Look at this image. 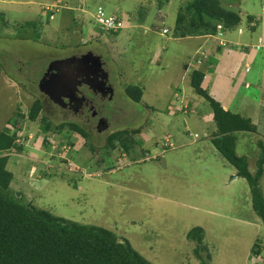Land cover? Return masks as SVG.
Returning a JSON list of instances; mask_svg holds the SVG:
<instances>
[{
    "label": "rangeland",
    "instance_id": "1",
    "mask_svg": "<svg viewBox=\"0 0 264 264\" xmlns=\"http://www.w3.org/2000/svg\"><path fill=\"white\" fill-rule=\"evenodd\" d=\"M138 1L124 2L133 6L131 11L138 18L137 26L134 24L111 34L100 28L94 17L84 21L82 10L73 13L64 10L70 16L67 21L70 26L61 24L56 31L45 24L47 21L54 23L50 19L51 12L47 10L46 13L49 3L0 0V132L7 128L16 131L13 123L23 120V133L28 134L23 139L27 140L24 144L28 147L10 155L8 166L13 164L15 179L11 187L25 204L117 232L152 264H200L194 253L196 244L188 239L189 231L198 226L206 231L204 242L211 255L208 264L211 260L212 264H264V224L251 208L252 194L248 183L243 178L232 182L237 169L227 164L220 166L214 157H210V147L213 146L202 147L203 142H210V138L202 135L200 141L188 135L187 121L208 118L210 104L195 92L191 84L187 85L189 101L185 99L183 102L184 97L176 95L170 101V109L164 107L170 94L163 93L186 58L192 70L206 72L215 60L224 62L232 54L240 55V59L248 46L249 52L254 51V61L241 69V75L249 72L245 79L252 83L251 89H246L248 96L264 102V87L261 84L259 89L255 83L257 74L264 76V0H222L223 6L241 13V23L231 31L233 33L225 32L221 36L217 31L207 36L204 41L206 39L208 43L197 50L195 48L201 41L170 40L183 36L182 28L174 25L181 14H186L185 19L189 20L183 7L193 0H169L168 3L167 0H155V4L145 10L137 4ZM101 2L108 3L107 0ZM98 4H88L93 15ZM110 7L108 5L105 9L108 14H111ZM158 7L161 9L157 11ZM54 13L57 19L59 15L63 16V9H55ZM165 14L164 26L170 32L163 36L158 27H162L159 17ZM250 15L255 18L251 19ZM185 19L181 22L183 27L187 24ZM55 21L56 24L60 22L59 19ZM128 23L133 24L130 17ZM145 23L148 28L143 26ZM64 27L71 32H81L83 27L84 36L89 34L92 40L90 44L82 45L81 51L92 50L108 63L106 69L115 85L112 86V99L109 97L104 102L98 99L102 114L111 120V129L99 132L89 125L91 139L87 140L68 128L60 131L55 127L62 116H51L55 115L54 108L56 113L57 109L61 114L65 113L58 105L53 104L47 109L45 114L51 120L48 124L41 122L44 112L42 119L39 116L35 121L27 120L34 99L41 94L39 81L44 69L53 56H65L61 46L67 40L62 38L67 29L59 30ZM150 28L154 29L151 31ZM91 32L98 35L94 37ZM74 34L78 36L77 32ZM219 37L225 39L222 54L218 47ZM49 44L58 46V49L53 50ZM162 48L163 55H157ZM204 52L210 54L208 64L197 65ZM238 66L236 64L232 69L237 77H233L234 80L240 75ZM137 78L142 87L147 85L149 91L139 103L125 92V87L133 85L131 82L135 83ZM209 86L207 79L204 87L209 89ZM90 91L89 88L87 93ZM236 103L237 100L230 107L231 111L252 116L257 121L258 133L237 134V152L248 158L250 170L255 172L261 155L258 142L263 139L264 117L261 122L259 110H237ZM209 119L211 121V116ZM144 123L150 125L146 129L151 130L156 139L144 129V133L134 138L138 145L129 150L130 154L121 152L120 146L113 149L105 145L111 131L140 127ZM210 123L214 124L211 121L206 125ZM153 124L157 125L153 127ZM197 127L203 131L206 129L202 121ZM45 136L49 140L55 138L56 142L49 145L45 140L44 149L42 140ZM134 139H130V145L134 144ZM166 141H170V148H165ZM197 153L199 156H195ZM147 154L150 158L145 160ZM59 155L64 161L58 160ZM35 156L41 161L35 162ZM198 160L200 164H197ZM33 164L35 167L31 168ZM260 187L264 195V174ZM256 242L262 245V255L252 257Z\"/></svg>",
    "mask_w": 264,
    "mask_h": 264
},
{
    "label": "trees",
    "instance_id": "2",
    "mask_svg": "<svg viewBox=\"0 0 264 264\" xmlns=\"http://www.w3.org/2000/svg\"><path fill=\"white\" fill-rule=\"evenodd\" d=\"M221 2L222 0H193L183 7L189 20L185 19L186 14L178 17L177 24L182 28V35L213 34L218 31L219 24L225 30L237 28L242 20L241 13L223 6ZM250 18L255 17L250 15ZM184 19L187 24L183 27L181 22ZM218 47L221 51L225 46L221 44ZM246 47V52H249V47ZM207 58L209 57L200 58L198 65L208 61ZM205 74L203 70L191 69L190 79L196 93L204 97L212 108V119L216 124L212 142L223 158L237 169V175L247 181L253 208L264 224V195L260 187L264 174V143L262 140L258 142L261 155L255 172L250 170L248 158L237 152V134L258 133V127L250 117L226 109L216 100L204 88ZM143 91L144 87L141 85L125 87L126 95L137 103L141 102ZM152 109L155 111V108ZM41 110V102L34 101L30 109V120H36ZM22 121L13 123L16 131L7 128L0 132V264H152L128 239L119 236L117 232L97 224H84L56 216L49 210L25 204L16 196V191L11 187L14 180L13 164L8 166L10 156L2 152L16 147L15 141L22 135ZM42 121L48 124L47 118L44 117ZM67 126L86 140L91 139L89 132L73 124L63 123L56 128L61 131ZM138 131L140 130H132L133 133ZM126 133L131 131L112 133L107 137L106 146L113 149L120 146L119 150L130 153L129 150L134 149L138 143ZM130 139H134V144L130 145ZM165 148H170V145H165ZM17 149L19 152L23 150L22 147ZM188 239L196 244L194 253L200 264H208L211 255L204 242V228L198 226L191 229ZM261 253L262 245L256 242L252 257L262 255Z\"/></svg>",
    "mask_w": 264,
    "mask_h": 264
},
{
    "label": "crops",
    "instance_id": "3",
    "mask_svg": "<svg viewBox=\"0 0 264 264\" xmlns=\"http://www.w3.org/2000/svg\"><path fill=\"white\" fill-rule=\"evenodd\" d=\"M38 1H41V2H43L45 4L49 3V5L48 4L46 5V13H47V10H49L48 7H50V9H52V11L49 10L51 12L50 19L53 20L54 23L52 24L50 21H47V23H45V24L49 25L51 29H54L56 31L58 30L57 26H59L61 24L66 25L68 27L70 26V23L67 22L69 20L70 16H68V12H64V10L65 11H69L71 13H73V11L77 12L79 10H82L83 11L82 13H84V17H83L84 21L89 20L90 17H93V12L91 10H89V5H88V4H91V3L93 5H97V3H100V4H98V7L102 6V7H104V9H106V6L109 5V7L111 6L110 7L111 10L109 11V12H111V14H116V15L122 16L124 18H126V16H127L128 18H126V19H129V17H130V21H131V23H133V24H130V26H129L130 28L134 24L137 26L136 21L138 22V18L134 17L133 16V11H131L133 6H129V5H125L124 4V2L126 0H107L108 1L107 4H105L106 2L105 3L101 2V0H97L96 3H94V0H91V1H88V0H38ZM154 1L155 0H140V1H138L139 3H137V4L139 6L142 5L143 9L145 10L148 6H151V5L155 4ZM168 2H169V0L166 1V3H168ZM85 6H86V8H85ZM41 7H42V5H41ZM91 7H94V6H91ZM55 9L57 11L59 9H61V10L63 9V16L60 17V15H59L58 18L56 19L55 18L56 17L55 16L56 13H54ZM160 9L161 8L158 7L157 11L160 10ZM117 12H119L121 14H118ZM164 13H166V12H164ZM44 15H46V14L44 13ZM166 17H167V14L162 15L161 17H159V20L161 21L163 18L165 19ZM74 18H76V16H74ZM58 19L60 20V22L58 24H56L57 21H55V20H58ZM162 23H165V22H161V24ZM55 24H56V26H55ZM140 25L141 24H139V26ZM146 25H147L146 23L143 24V26H146ZM176 25H178L177 21H176L174 26H176ZM82 28L83 27H81V32L80 31L71 32V30L67 29V27L59 29V30L67 29V31L66 32L64 31V34L62 35V38L65 37V39H67V40L61 46L62 51L65 54V56H62V55H60L59 57L53 56L50 59V61H49V64H48L49 66L52 65L53 68H54V64H55L54 62L59 60L60 58L64 59V58H68V57L79 56L82 53H87V52L91 51V50H88L87 52L86 51H81V46L85 45V44H90L91 40H92L91 37L89 36V34L84 36V34L82 32ZM150 29L152 31L154 28H150ZM37 30L38 29H36V31ZM74 32H77L78 36L75 35ZM231 33H233V32H231ZM91 34L94 37L96 35H98L97 33L93 34L92 32H91ZM209 35H211V34H209ZM209 35H206V34L205 35L204 34H201V35H188V36L186 35V36H180L179 38H170V40H172V41L175 40L177 42H182L183 40H188V41H184V42H189V43H195V42L201 41L200 44L195 48V50H197L198 47L200 49V47H202V46L204 47V44L208 43V42H206V39L204 41V38H206ZM35 39H37V35L35 36ZM189 43H188V45H189ZM49 47L52 48L53 50L58 49V46L54 47L53 45H50V44H49ZM201 50H202V48H201ZM224 50H225V47H224ZM224 50H222L221 54L224 52ZM237 50L242 52V50H239V49H237ZM196 52H198V51H196ZM54 53H56V52L54 51ZM157 55H160V56L163 55V48L159 50ZM232 55H233L232 57H226L224 62L221 61L220 62L221 64L219 63V60L218 61L215 60L211 64V66L207 69L205 80L209 79V84H210L209 89L210 90L209 89L208 90H209L210 94L214 98H216L219 102H221V104L226 109L230 110V107L233 105L234 101L237 100V103L235 105L237 110H239V109H248V110H251V111L259 110V112L262 115V119L260 121L263 122L264 102H262L261 99L257 102V100H255L253 97L248 96V94H247L248 90H246V89L247 88L251 89L252 83L246 82L245 79H247V75H248L249 72L248 73H244L243 75H241V69H244V67L246 65L253 64L254 51L253 52L252 51L251 52H246L245 55H243L240 59H239L240 55H234V54H232ZM221 57H222V55H221ZM228 58H230V59H228ZM187 59L188 58H186L185 60L182 61L181 67L174 73L173 80L168 82L167 89L163 92L164 94L165 93L170 94V97L166 100V103H165L164 107H167V108L170 109V101H172V99H174V96H176V95H178L179 98L180 97H184L183 102H184L185 99L188 100V98L186 97L188 95L187 85L191 84V79H190V71L187 70V67L189 66V63L187 62ZM250 60H251V62H250ZM208 62L209 61H206L203 64H208ZM236 64L239 65L238 66L239 67L238 71H240V75H239V78L237 80H234L235 73H233L232 69L234 67H236ZM210 69H213V72ZM251 72L252 71H250V73ZM139 75L142 76L143 73L140 72ZM205 80H204V83H205ZM108 81L110 82V84L112 83L111 76L109 77ZM131 83L133 85H142V82H139L138 78H137L135 83H133V82H131ZM255 83H257V86L259 87V89L261 87V84L264 87V76H263V74L262 75L257 74L255 76ZM112 85H114V84H112ZM241 89H243V92H245L243 95H242L243 92H241ZM157 90H159V89L157 88ZM147 92H149V91H147V85H145V87H144V96H143L144 98L146 97V95H147L146 93ZM149 95H150V93H149ZM168 101H169V103H168ZM250 101H253L254 103H251ZM197 102L199 103V101H197ZM189 104H191V102H189ZM147 106H149V104H147ZM175 108H177V107H175ZM188 109L189 108H187L186 111H188ZM204 109H206V107H204ZM207 115L209 117L211 116V121L214 122V120L212 119V108L210 109V111L208 112ZM209 117L208 118L205 117V118H202V119H199V120L197 118H194L195 119L194 121H187L186 129H187L188 135H190L192 138H194V140H200V141L202 140V135H204L206 138H210V142L209 143L203 142L204 144H202V147L213 146V147H210V148H212V149H210V157H214L216 159L217 163L220 166H226L225 164L231 166L223 158V156L216 149V147L214 146V144L212 142V138L214 137V132H212V130H216V124L214 122V124L210 123L207 126L206 123L211 122ZM247 117H250L252 119L253 123L255 125H257V121H256L255 118H253L252 116H247ZM199 121H202L203 124L206 126V129L204 131L197 127V126H199ZM143 125H144L143 126L144 129H146L147 127H150V125L145 124V123ZM156 125L157 124H153L152 126L154 127ZM209 127H210V129H209ZM145 131L150 132V134H151L150 137L152 138L154 136V139H156L155 138L156 135H152V131L151 130L146 129ZM142 133H144V131ZM180 135L181 136H180L179 139L182 138V134H180ZM261 140L264 142V137ZM237 146H238V144H237ZM172 147H175V146H172ZM166 151L167 150H165L164 152H166ZM195 156H199V153H197ZM197 164H200L199 160L197 161ZM234 172H235V176H233V177H235V178H233V180H231V181L232 182H237L238 178H241V177L237 176V170L234 171ZM249 189H250V187H249ZM250 196H251V194H250ZM207 200L209 201V199H207ZM209 202H211V201H209ZM251 205H252V201H251ZM251 208H253V206ZM251 208L249 210H251ZM252 210H254V209H252ZM250 214L254 218L253 213H250ZM255 214H256V212H255ZM255 217H256V215H255ZM254 221L256 223L258 222L256 219H254ZM255 222H249V223H255ZM257 225H258V223H257ZM212 263H213V260H211V264Z\"/></svg>",
    "mask_w": 264,
    "mask_h": 264
},
{
    "label": "flooded vegetation",
    "instance_id": "4",
    "mask_svg": "<svg viewBox=\"0 0 264 264\" xmlns=\"http://www.w3.org/2000/svg\"><path fill=\"white\" fill-rule=\"evenodd\" d=\"M93 56L96 57L97 54H95ZM76 62L77 61L75 60L71 63L69 62V63L57 64V65H54L53 69L56 70L58 72V74H66L68 70L72 69L75 66ZM88 62L93 66V69H94V70H92V72H94L92 77H94V76L99 77V75L101 73H104L103 71H100V68H96L95 63L91 59ZM102 63L105 66V70H107L106 77H108V80H109L110 71L108 69H106V66L108 65V63L104 62L103 60H102ZM48 67H49V65L44 69V71L41 75V80L39 81V88H40V82L42 80H44V82H45L47 80H50V78L52 76V75H50L52 73V71H51L44 78L45 73H47V71H48ZM45 84H46V82H45ZM90 84L92 87L90 89L91 91L89 93H87V90L89 88L86 85L80 86L78 94L76 95L75 99H71L68 96V98L65 100H63V99L60 100L59 98H58L59 100H57V95L55 92H53V90H51V93H52L53 97H55V98H52L51 96H49L48 93L43 92L40 89L41 94H39V96L37 95L36 98L34 99V101L39 100L41 102V104H42V110L41 111L44 112V114L46 113V111H48L47 109L50 108L53 104L58 105V106L63 108L65 113L61 114L58 109H57L58 113H56V109L53 106L55 115L51 113L52 114L51 116H56V118H58L59 116H62L61 120H60V118L58 119L59 123H57L55 125H60L63 123H67L68 125L73 124V125H76L82 129L86 130L89 133L91 130L88 127H89V125H91L94 128V130L96 129L99 132H103L104 130L107 131L111 127V120H109L106 116H104L102 114V112H101L102 108L100 107L101 104L98 101V99L101 100L102 102H104L107 99H109L110 94L105 89V87L101 86L102 84H100L96 80H94V81L91 80ZM108 84H110L109 81H108ZM66 93H68V92H66ZM81 98H83V99H81ZM56 100H57V102H56ZM97 106H99V107H97ZM44 117L48 118L47 119L48 121H51L47 114H45ZM93 120H95V121L93 122ZM125 129L131 131V133H127L128 135H130V134L132 135L133 132L130 128H125Z\"/></svg>",
    "mask_w": 264,
    "mask_h": 264
},
{
    "label": "water",
    "instance_id": "5",
    "mask_svg": "<svg viewBox=\"0 0 264 264\" xmlns=\"http://www.w3.org/2000/svg\"><path fill=\"white\" fill-rule=\"evenodd\" d=\"M90 59L95 63L96 68H100V71H104L101 57L100 56L94 57L93 53L91 51L84 53V54H81L80 56H74V57L59 59V60L54 62L55 63L54 65L69 63V62L71 63L75 60L77 62L72 69L67 71L66 74H58V72L53 69V66L50 65L48 67L47 73H45L44 78L51 71H52V73L50 75H52V76H51L50 80L45 81L46 84H45L44 80H42L40 82V89L43 92L48 93L49 96H51L52 98H55V97H53V95L51 93V90H53V92H55L57 95V100H59V99L65 100L68 98V96L71 99H75L76 95L78 94L80 86L86 85L88 88L91 89L92 87H91L90 82H91V80L94 81L96 79L95 76L92 77V75L94 74V72H92V70H94V69H93V66L88 62V61H90ZM105 78H106V73L100 74L98 77V82H100L103 85V87H105V89L111 95H113L114 89H113L112 85H107ZM66 92H68V93H66ZM81 99H83V98H81ZM57 100H56V102H57ZM18 196H20V194H18Z\"/></svg>",
    "mask_w": 264,
    "mask_h": 264
},
{
    "label": "clouds",
    "instance_id": "6",
    "mask_svg": "<svg viewBox=\"0 0 264 264\" xmlns=\"http://www.w3.org/2000/svg\"><path fill=\"white\" fill-rule=\"evenodd\" d=\"M48 9L49 10H52V9H50V7H48ZM162 22H164V20L162 21ZM165 25V23H162L161 24V26L162 27H158L159 28V31L161 32V34L163 35V36H166L167 34H169V32H170V29L168 28V33H166V34H163V28H165L166 26H164ZM219 25H221V24H219ZM218 25V26H219ZM218 26H217V29H218V31H219V28H218ZM222 26V25H221ZM235 30V29H234ZM232 30H225L223 27H222V32H223V34L225 33V32H231ZM206 35H209V34H206ZM212 35V34H211ZM211 35H209V36H211ZM222 36V35H221ZM220 38V37H219ZM221 40H220V42L222 41V40H224L225 41V39H223V38H220ZM220 46H221V43L219 44ZM82 54H84V53H82ZM94 55V54H93ZM80 56V55H79ZM99 56V55H98ZM197 64H198V62H197ZM103 68H104V73H106L107 74V70H105V66L103 65ZM187 70H189L190 71V73H191V65L189 64V66L187 67ZM104 73H101V74H104ZM206 73V72H205ZM206 75V74H205ZM96 77V76H95ZM205 78H206V76H205ZM108 77H106L105 78V80H106V82H107V85H112V83L111 84H108ZM97 82H98V77H96V79H95ZM205 80V79H204ZM100 83V82H99ZM101 84V83H100ZM101 86H103V85H101ZM113 86V85H112ZM205 88V87H204ZM194 89V88H193ZM206 89V88H205ZM195 90V89H194ZM206 90H208V89H206ZM196 92V91H195ZM208 92H209V90H208ZM210 93V92H209ZM110 94V93H109ZM114 94V93H113ZM199 95V94H198ZM110 97H112V95L110 94ZM113 98V97H112ZM216 99V98H215ZM206 100V99H205ZM217 100V99H216ZM207 101V100H206ZM208 102V101H207ZM209 103V102H208ZM210 104V103H209ZM32 107V106H31ZM41 114H42V111L40 112V114H39V116H41ZM29 115H30V112H29ZM29 115H28V117H29ZM39 116L37 117V119L39 118ZM25 117V116H24ZM44 117V116H43ZM36 119V120H37ZM41 119H42V116H41ZM27 120H30V118H27ZM30 121H35V120H30ZM41 122H43L42 120H41ZM48 123H50V121H48ZM58 126V125H57ZM144 125H142V126H140V127H131L130 129L131 130H140V131H138V132H136V133H132V135H131V137L132 138H135L137 135H139V134H141L143 131H144V127H143ZM56 127V126H55ZM66 128H68V127H66ZM264 128V127H263ZM65 129V128H64ZM69 130H71L70 128H68ZM110 129H111V127H110ZM125 130H127V129H123V130H121V131H118V130H116L115 132H117V133H123ZM74 132V131H73ZM115 132H112L111 131V133H110V135L112 134V133H115ZM22 133H23V129H22ZM27 133V132H26ZM76 135H78L79 133H76V132H74ZM126 135H128L127 133H126ZM80 136H81V134H80ZM264 137V136H263ZM84 138V137H83ZM33 139H36V136H34L33 137ZM47 141L48 142V144L49 145H54V144H52L53 142H56V139L54 138V139H52V140H49L46 136L44 137V139L42 140V144H43V147H44V149H45V144H44V141ZM107 140V139H106ZM27 142V140H22V139H16V141H15V144H16V147H14L12 150H10V151H7V152H2L3 154H7V155H15V154H17L18 152L17 151H19L17 148H19V147H22L23 149H25L24 147H28L26 144H24V143H26ZM166 143H168L167 141H166ZM264 143V142H263ZM169 145H170V147H171V144H170V141H169V143H168ZM168 144H166V145H168ZM48 145V146H49ZM105 145H107V142H106V144ZM138 145V144H137ZM136 145V146H137ZM64 148H66V147H64ZM68 148V147H67ZM66 148V149H67ZM121 152H123V153H127L125 150H120ZM13 152H16L15 154H13ZM128 154H130V153H128ZM61 157V158H60ZM148 158H150V156H149V154H147V157H146V159L145 160H148ZM144 159V158H143ZM143 159H141V160H139V162L140 161H142ZM152 159H154V157H152ZM34 160H35V162H40L41 160H39V157H37V156H35V158H34ZM58 160H60V161H64V158L62 157V156H58ZM68 163H70L69 161H68ZM34 168L35 167V165L33 164L32 166H31V168ZM238 176V175H237Z\"/></svg>",
    "mask_w": 264,
    "mask_h": 264
},
{
    "label": "built area",
    "instance_id": "7",
    "mask_svg": "<svg viewBox=\"0 0 264 264\" xmlns=\"http://www.w3.org/2000/svg\"><path fill=\"white\" fill-rule=\"evenodd\" d=\"M93 17L95 18V21L100 26V28H102L106 32H119L130 26V23H128V19L116 14H108L102 6H99L97 8L96 14L93 15ZM218 28L219 35H223L222 26L219 25ZM166 33H168L167 27L163 28V34ZM223 42L224 40H222L220 43H222V45H225Z\"/></svg>",
    "mask_w": 264,
    "mask_h": 264
},
{
    "label": "bare ground",
    "instance_id": "8",
    "mask_svg": "<svg viewBox=\"0 0 264 264\" xmlns=\"http://www.w3.org/2000/svg\"><path fill=\"white\" fill-rule=\"evenodd\" d=\"M163 20H164V18L160 22H162ZM253 50H255V48H253ZM202 57H209V55L208 54H205V52H204V55H202ZM27 137H28V134L27 133L26 134L22 133V135H21V137L19 139H22L23 140L24 138H27Z\"/></svg>",
    "mask_w": 264,
    "mask_h": 264
}]
</instances>
